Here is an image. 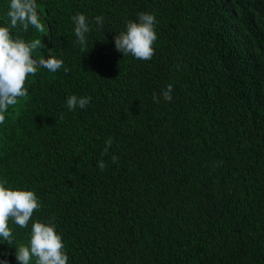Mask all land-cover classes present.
I'll return each instance as SVG.
<instances>
[{"label":"trees","instance_id":"16d2710c","mask_svg":"<svg viewBox=\"0 0 264 264\" xmlns=\"http://www.w3.org/2000/svg\"><path fill=\"white\" fill-rule=\"evenodd\" d=\"M10 3L0 0V26ZM37 3L42 28L12 32L36 44L34 60L69 71L38 67L4 112L0 180L42 208L26 228L9 220L0 261L18 264L38 220L55 223L68 264H264V0ZM141 12L158 21L149 61L114 42ZM78 13L92 29L86 53ZM71 95L90 103L69 111Z\"/></svg>","mask_w":264,"mask_h":264},{"label":"clouds","instance_id":"9594fccd","mask_svg":"<svg viewBox=\"0 0 264 264\" xmlns=\"http://www.w3.org/2000/svg\"><path fill=\"white\" fill-rule=\"evenodd\" d=\"M10 25L0 26V124L5 122L4 112L10 105L17 103V98L26 97L28 90L25 82L30 74H36L38 67L46 68L49 72H56L64 67V61L50 55L47 59L34 60L33 50L35 43L26 42L12 30L19 28L27 32L30 27L37 30L42 28L37 0H11L8 12ZM75 24V36L81 45L82 52H88L87 34L92 31L85 14L78 13L72 17ZM94 21L103 26V17L96 16ZM158 23L154 14L138 13L137 21H128L126 30L115 37L116 50L123 53L124 57L132 55L134 58L149 61L154 57L153 42L158 39L155 26ZM64 71L69 69L64 67ZM173 85L169 84L161 95L165 101H171ZM154 101L159 102V97L154 94ZM90 103L89 97L71 95L67 98L66 106L69 111L77 107L86 108ZM63 119V115L60 117ZM112 146V140L105 142L104 154ZM113 163H118V158L113 156ZM98 168L104 171V161L98 162ZM6 179L0 180V239L8 245H14L13 231L9 228V220L21 228H26L34 212L40 211L42 202L35 192L6 188ZM16 247V260L18 264H29L35 258V264H68L66 245L62 236L57 232L53 221L47 223L35 221L31 226V239L29 244ZM0 264H8L7 260Z\"/></svg>","mask_w":264,"mask_h":264},{"label":"water","instance_id":"95a60500","mask_svg":"<svg viewBox=\"0 0 264 264\" xmlns=\"http://www.w3.org/2000/svg\"><path fill=\"white\" fill-rule=\"evenodd\" d=\"M50 47H51V46L49 45V48H48V53H49V51H50Z\"/></svg>","mask_w":264,"mask_h":264}]
</instances>
